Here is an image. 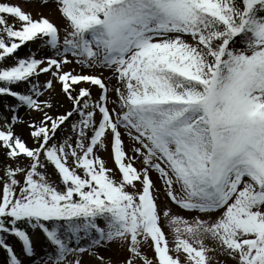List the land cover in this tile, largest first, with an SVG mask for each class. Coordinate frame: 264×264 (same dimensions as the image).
I'll use <instances>...</instances> for the list:
<instances>
[{
    "label": "snow or ice",
    "instance_id": "snow-or-ice-1",
    "mask_svg": "<svg viewBox=\"0 0 264 264\" xmlns=\"http://www.w3.org/2000/svg\"><path fill=\"white\" fill-rule=\"evenodd\" d=\"M40 6L0 0V264H264V0Z\"/></svg>",
    "mask_w": 264,
    "mask_h": 264
},
{
    "label": "rangeland",
    "instance_id": "rangeland-1",
    "mask_svg": "<svg viewBox=\"0 0 264 264\" xmlns=\"http://www.w3.org/2000/svg\"><path fill=\"white\" fill-rule=\"evenodd\" d=\"M5 2H12V3H17L20 4L22 7L24 6V10L29 11L34 18L37 17L38 13L43 12V14L45 15H49V10L48 9H42L40 6V0H5ZM54 19L56 17H53ZM57 22H59L57 20ZM79 71V69H77ZM44 77L43 75L41 76V81H43ZM57 90H59V86L57 85ZM93 92L95 94V89H93ZM62 99V98H61ZM68 107V104L65 103L63 105L62 109H59L60 111H63L64 109H66ZM127 143V140H126ZM105 156V158L107 159V154H102ZM109 166H112V162L109 160L108 161Z\"/></svg>",
    "mask_w": 264,
    "mask_h": 264
},
{
    "label": "trees",
    "instance_id": "trees-1",
    "mask_svg": "<svg viewBox=\"0 0 264 264\" xmlns=\"http://www.w3.org/2000/svg\"><path fill=\"white\" fill-rule=\"evenodd\" d=\"M30 51V49L29 48H22L21 49V55H24L25 53H27V52H29ZM5 102H7V101H5ZM1 259H2V256H1Z\"/></svg>",
    "mask_w": 264,
    "mask_h": 264
}]
</instances>
